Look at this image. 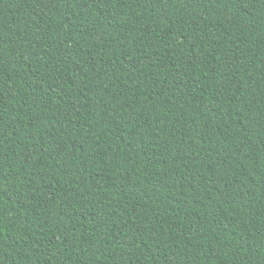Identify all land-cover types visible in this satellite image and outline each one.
<instances>
[{
    "label": "trees",
    "instance_id": "trees-1",
    "mask_svg": "<svg viewBox=\"0 0 264 264\" xmlns=\"http://www.w3.org/2000/svg\"><path fill=\"white\" fill-rule=\"evenodd\" d=\"M0 264H264V0H0Z\"/></svg>",
    "mask_w": 264,
    "mask_h": 264
}]
</instances>
